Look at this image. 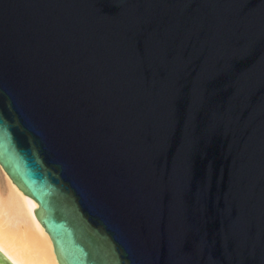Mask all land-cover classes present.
Listing matches in <instances>:
<instances>
[{
    "label": "water",
    "instance_id": "water-1",
    "mask_svg": "<svg viewBox=\"0 0 264 264\" xmlns=\"http://www.w3.org/2000/svg\"><path fill=\"white\" fill-rule=\"evenodd\" d=\"M0 166L59 264H264V0H0Z\"/></svg>",
    "mask_w": 264,
    "mask_h": 264
},
{
    "label": "bare ground",
    "instance_id": "bare-ground-1",
    "mask_svg": "<svg viewBox=\"0 0 264 264\" xmlns=\"http://www.w3.org/2000/svg\"><path fill=\"white\" fill-rule=\"evenodd\" d=\"M37 209L0 166V253L11 264H59Z\"/></svg>",
    "mask_w": 264,
    "mask_h": 264
}]
</instances>
